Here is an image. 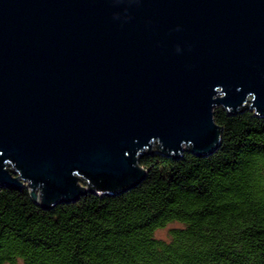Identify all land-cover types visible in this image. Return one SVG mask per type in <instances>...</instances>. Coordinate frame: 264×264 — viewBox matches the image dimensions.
Instances as JSON below:
<instances>
[{
  "label": "water",
  "instance_id": "water-1",
  "mask_svg": "<svg viewBox=\"0 0 264 264\" xmlns=\"http://www.w3.org/2000/svg\"><path fill=\"white\" fill-rule=\"evenodd\" d=\"M215 108L264 117V0H0V187L43 209L212 152Z\"/></svg>",
  "mask_w": 264,
  "mask_h": 264
},
{
  "label": "trees",
  "instance_id": "trees-1",
  "mask_svg": "<svg viewBox=\"0 0 264 264\" xmlns=\"http://www.w3.org/2000/svg\"><path fill=\"white\" fill-rule=\"evenodd\" d=\"M213 119L212 152L145 154L143 177L116 194L43 209L0 187V264H264V117Z\"/></svg>",
  "mask_w": 264,
  "mask_h": 264
},
{
  "label": "rangeland",
  "instance_id": "rangeland-1",
  "mask_svg": "<svg viewBox=\"0 0 264 264\" xmlns=\"http://www.w3.org/2000/svg\"><path fill=\"white\" fill-rule=\"evenodd\" d=\"M81 187H86L84 184H82L81 182H79ZM177 225H169L166 229L158 231L156 233V235L162 239H167L168 238V230L172 227H176Z\"/></svg>",
  "mask_w": 264,
  "mask_h": 264
}]
</instances>
